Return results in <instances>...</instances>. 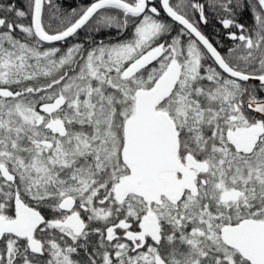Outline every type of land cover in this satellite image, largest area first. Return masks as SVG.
I'll return each instance as SVG.
<instances>
[{
	"label": "snow or ice",
	"instance_id": "6c2138e0",
	"mask_svg": "<svg viewBox=\"0 0 264 264\" xmlns=\"http://www.w3.org/2000/svg\"><path fill=\"white\" fill-rule=\"evenodd\" d=\"M0 264H264V0H0Z\"/></svg>",
	"mask_w": 264,
	"mask_h": 264
},
{
	"label": "trees",
	"instance_id": "16d2710c",
	"mask_svg": "<svg viewBox=\"0 0 264 264\" xmlns=\"http://www.w3.org/2000/svg\"><path fill=\"white\" fill-rule=\"evenodd\" d=\"M208 31H211V28H209Z\"/></svg>",
	"mask_w": 264,
	"mask_h": 264
}]
</instances>
